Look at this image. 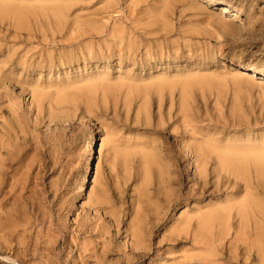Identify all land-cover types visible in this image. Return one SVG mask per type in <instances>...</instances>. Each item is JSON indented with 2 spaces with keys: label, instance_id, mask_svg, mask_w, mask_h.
Instances as JSON below:
<instances>
[{
  "label": "rangeland",
  "instance_id": "rangeland-1",
  "mask_svg": "<svg viewBox=\"0 0 264 264\" xmlns=\"http://www.w3.org/2000/svg\"><path fill=\"white\" fill-rule=\"evenodd\" d=\"M244 67L264 0H0V264H263L194 219L243 195L211 149H264Z\"/></svg>",
  "mask_w": 264,
  "mask_h": 264
},
{
  "label": "bare ground",
  "instance_id": "bare-ground-1",
  "mask_svg": "<svg viewBox=\"0 0 264 264\" xmlns=\"http://www.w3.org/2000/svg\"><path fill=\"white\" fill-rule=\"evenodd\" d=\"M218 8L220 15L229 14L228 16L234 17L235 22L240 23L244 21L230 7L219 5ZM249 70L244 67L240 68L237 73L249 72L248 77L251 81L254 79H264L263 69ZM211 151H214L221 162L234 172L232 174L235 180L243 183V195L240 199L227 200L222 204L209 206L205 211L195 215L194 219H196L197 231L201 235L209 233L214 236L212 230L215 229L217 231L215 239L221 242L222 238L232 229L231 221L236 220V226L233 228L236 234L235 239L244 243L249 241L250 248L256 250L257 255L261 257L264 264V201L258 199V196L264 193L261 189V184H264V149L238 150L225 148L218 150L212 148ZM196 156L198 159L197 168H199L197 176L200 179H204L203 166L206 161V153L204 150H199ZM250 174L251 176H249ZM11 218V213L6 214L4 219L6 221L5 228L13 227ZM189 223L190 218L187 219L185 225ZM210 240L206 242L204 238H199L200 242L207 244L209 252L214 247L213 239Z\"/></svg>",
  "mask_w": 264,
  "mask_h": 264
}]
</instances>
